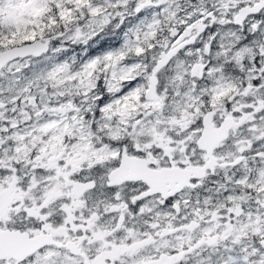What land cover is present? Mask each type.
<instances>
[{"label":"snow or ice","instance_id":"1","mask_svg":"<svg viewBox=\"0 0 264 264\" xmlns=\"http://www.w3.org/2000/svg\"><path fill=\"white\" fill-rule=\"evenodd\" d=\"M0 264H264V0H0Z\"/></svg>","mask_w":264,"mask_h":264}]
</instances>
